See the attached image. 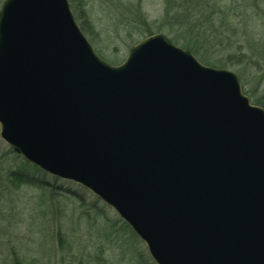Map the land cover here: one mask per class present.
Segmentation results:
<instances>
[{
	"label": "water",
	"instance_id": "95a60500",
	"mask_svg": "<svg viewBox=\"0 0 264 264\" xmlns=\"http://www.w3.org/2000/svg\"><path fill=\"white\" fill-rule=\"evenodd\" d=\"M0 135L113 207L157 264H264V108L162 33L114 65L69 0H4Z\"/></svg>",
	"mask_w": 264,
	"mask_h": 264
},
{
	"label": "rangeland",
	"instance_id": "374dc122",
	"mask_svg": "<svg viewBox=\"0 0 264 264\" xmlns=\"http://www.w3.org/2000/svg\"><path fill=\"white\" fill-rule=\"evenodd\" d=\"M4 0H0V9ZM106 61L162 33L203 64L238 74L264 108V0H69ZM188 47V48H187ZM13 172L32 182H17ZM157 264L146 243L91 190L18 155L0 135V264Z\"/></svg>",
	"mask_w": 264,
	"mask_h": 264
},
{
	"label": "trees",
	"instance_id": "16d2710c",
	"mask_svg": "<svg viewBox=\"0 0 264 264\" xmlns=\"http://www.w3.org/2000/svg\"><path fill=\"white\" fill-rule=\"evenodd\" d=\"M80 26H81L82 30L85 32L84 26L83 25H80ZM203 62L206 63L207 65L215 66V64H213L212 62H210L208 60H203ZM13 176H14V180L17 182L25 183V182H32L33 181V179L29 180L25 175H23V174L18 175V173H16V172H13ZM14 264H25V263L16 259L14 261Z\"/></svg>",
	"mask_w": 264,
	"mask_h": 264
}]
</instances>
